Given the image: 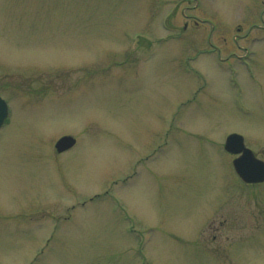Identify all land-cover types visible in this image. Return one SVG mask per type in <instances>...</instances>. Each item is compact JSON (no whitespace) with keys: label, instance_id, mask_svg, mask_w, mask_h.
Segmentation results:
<instances>
[{"label":"rangeland","instance_id":"374dc122","mask_svg":"<svg viewBox=\"0 0 264 264\" xmlns=\"http://www.w3.org/2000/svg\"><path fill=\"white\" fill-rule=\"evenodd\" d=\"M263 2L0 0V264H264Z\"/></svg>","mask_w":264,"mask_h":264},{"label":"water","instance_id":"95a60500","mask_svg":"<svg viewBox=\"0 0 264 264\" xmlns=\"http://www.w3.org/2000/svg\"><path fill=\"white\" fill-rule=\"evenodd\" d=\"M8 115V106L0 96V127ZM76 143V139L72 136L61 138L56 147L60 152H63ZM226 149L233 153L242 155L235 159L234 164L238 174L248 183H258L264 181V162L257 159L255 154L244 144V138L238 134H232L226 142Z\"/></svg>","mask_w":264,"mask_h":264},{"label":"flooded vegetation","instance_id":"af4514ba","mask_svg":"<svg viewBox=\"0 0 264 264\" xmlns=\"http://www.w3.org/2000/svg\"><path fill=\"white\" fill-rule=\"evenodd\" d=\"M264 3V2H263Z\"/></svg>","mask_w":264,"mask_h":264}]
</instances>
